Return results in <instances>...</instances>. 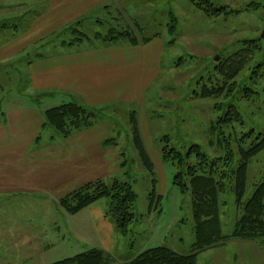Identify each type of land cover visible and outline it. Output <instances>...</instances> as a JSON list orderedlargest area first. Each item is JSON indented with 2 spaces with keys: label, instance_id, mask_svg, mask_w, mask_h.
I'll list each match as a JSON object with an SVG mask.
<instances>
[{
  "label": "rangeland",
  "instance_id": "374dc122",
  "mask_svg": "<svg viewBox=\"0 0 264 264\" xmlns=\"http://www.w3.org/2000/svg\"><path fill=\"white\" fill-rule=\"evenodd\" d=\"M209 1L230 14L209 16L199 5H205L204 0H114L109 12L84 21L87 29L82 26V30L91 37L112 28L129 30L140 40L158 36L147 49L151 66L158 56V69L145 77L139 97L92 106L62 90L38 88L33 80L34 68L29 63L66 51L62 43L74 36L31 32V26L24 24L19 30V17L25 16L19 10L23 0H0V25H10L0 26V181H7V192L0 191V264H51L94 248L110 254L113 264L130 261L159 245L180 254L193 253L192 197L175 184L178 169L164 158L165 146L186 153L196 144L214 159L225 155L226 139L237 152L245 132L264 129V74L252 75L264 60V0ZM28 6L37 13L36 3ZM171 25H175L174 32ZM259 38L262 51L233 80L237 86L232 93L202 98L203 84L211 86L208 78H213V85L224 82L215 63L241 50L245 39ZM247 85L254 91L249 98L244 97ZM69 101L103 109L92 126L75 130L68 138L53 127L43 128V112ZM217 102L223 104L222 109L216 108ZM230 104L242 113L244 123L221 129L218 118ZM132 112L137 113L152 166L145 163L135 142ZM103 138H112L114 143L105 146L101 179L110 184L116 179L129 182L137 193L136 219L127 235L107 215L108 196L76 214L60 204L99 174L53 184V176L73 164L71 158H80L86 149L101 148ZM245 141L248 144L252 138ZM238 157L236 153V161ZM260 181H264V152L250 163L245 200ZM240 215L234 193H221L223 236L232 233ZM197 264H264V244L241 238L223 240L199 252Z\"/></svg>",
  "mask_w": 264,
  "mask_h": 264
},
{
  "label": "trees",
  "instance_id": "16d2710c",
  "mask_svg": "<svg viewBox=\"0 0 264 264\" xmlns=\"http://www.w3.org/2000/svg\"><path fill=\"white\" fill-rule=\"evenodd\" d=\"M204 4L199 3L209 16L216 17L230 14L225 7L217 8L209 0H204ZM250 6L256 8L259 5L252 4ZM85 20H78L59 32L57 36L68 33L74 36L70 41L63 42V45H74L91 39V36L81 28ZM0 26L9 27L10 25L3 23ZM170 30L174 32L175 25H171ZM94 37L108 43L123 39L129 40L132 44L147 43L149 41L148 38L140 40L135 33L129 30L119 31L115 28L110 29L107 34L98 32ZM260 40V38L245 39L243 41L244 47L241 50L229 56L226 60L215 63V69L223 76L224 82L213 85V78H208L211 86L204 83L200 96L202 98L220 97L223 94L229 96V92L237 86L236 81L233 80L254 60L257 52L262 51ZM260 73L264 74V60L257 67H254L252 75L254 74L256 77ZM255 77L252 78L254 81ZM227 87L230 90L225 92ZM243 90L245 98H249L254 93L249 85ZM216 108L222 109L223 104L217 102ZM102 109L78 101L61 103L43 112L44 122L42 127H53L63 137H69L75 130L92 126L94 120L101 114ZM131 120L135 142L145 163L152 166L141 140L136 112L131 113ZM217 123L223 129L224 127H232L236 123L243 124L244 118L239 109L234 104H230L225 115L220 116ZM246 138H252V141L245 144ZM107 141V144L114 143L112 138ZM240 141L242 143L238 145V151L236 152L232 143L226 139L225 155L214 159H211L196 144L191 145L186 153L165 146L164 158L172 160L178 169L175 184L179 186L182 192H189L192 197L196 234L195 249L191 254H180L168 246L159 245L141 252L132 260L122 264H197L199 252L223 240L241 238L261 241L264 244V181L257 183L252 196L246 200L244 199L250 163L256 156L264 152V129L259 133H256L255 130L245 132ZM236 153L239 154L238 161H236ZM229 190L235 195L241 215L236 220L232 233L223 236L220 232V194ZM105 196L110 198L108 217L111 218L121 234L127 235L130 232L131 224L136 219L133 210L137 200V193L129 182L118 179L112 184L104 179L90 181L61 199L60 204L69 213L76 214ZM51 264H113V260L110 254L103 249L94 248Z\"/></svg>",
  "mask_w": 264,
  "mask_h": 264
},
{
  "label": "crops",
  "instance_id": "0c3cea01",
  "mask_svg": "<svg viewBox=\"0 0 264 264\" xmlns=\"http://www.w3.org/2000/svg\"><path fill=\"white\" fill-rule=\"evenodd\" d=\"M113 1L36 0L28 2L23 0V4H19V10L22 8L25 16L23 19L19 17L22 20H19V30L24 24L28 28L31 26V32L37 30L43 33H58L78 20L92 19L94 16L99 18L100 13L109 12ZM31 3L38 5L37 13L28 6ZM84 23L83 28L87 29ZM96 23L102 25L100 21ZM84 32L88 31L84 30ZM98 32L93 33L90 40L65 45L66 51L51 57L38 58L35 62L31 61L29 64L34 68L35 86L62 90L64 93L83 98L85 103L92 106L114 104L131 96L139 97L144 90L145 77L158 69V56L156 60L153 56L155 63L151 66L152 58H149L151 53L147 50L155 43L158 36L154 39L148 37L147 43L132 44L129 40V43H125L124 39L108 43L94 37ZM36 139L39 137L37 136ZM109 139L100 140L101 148L86 149L80 153V158L76 155L78 153H75L76 156L71 158V160L74 159L73 164L66 167L64 171L58 172L56 177L53 176V184L72 180L81 181L91 172L99 174L98 177L84 181L79 186L101 179L104 168L103 157L107 152L105 146L110 145L107 144ZM65 160L70 159L65 158ZM6 188L7 181H0V191L3 189L7 192Z\"/></svg>",
  "mask_w": 264,
  "mask_h": 264
},
{
  "label": "water",
  "instance_id": "95a60500",
  "mask_svg": "<svg viewBox=\"0 0 264 264\" xmlns=\"http://www.w3.org/2000/svg\"><path fill=\"white\" fill-rule=\"evenodd\" d=\"M218 59H219V58H218ZM218 59H217V60H218ZM217 60H216V61H217Z\"/></svg>",
  "mask_w": 264,
  "mask_h": 264
}]
</instances>
